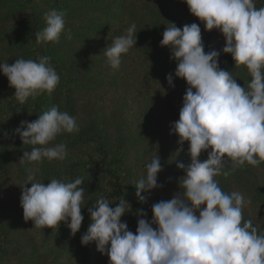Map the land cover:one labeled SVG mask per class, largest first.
Segmentation results:
<instances>
[{
    "label": "clouds",
    "instance_id": "1",
    "mask_svg": "<svg viewBox=\"0 0 264 264\" xmlns=\"http://www.w3.org/2000/svg\"><path fill=\"white\" fill-rule=\"evenodd\" d=\"M184 2L207 31L217 29L223 34V53L231 54L236 67L246 66L251 80L241 87L231 72L220 69L221 53L205 52L197 23L182 29L174 23L167 26L161 46L170 47V58L177 61L175 76L189 86L179 119L171 126L181 146L189 142L191 162L177 165L186 173L179 181L180 191L154 203L151 221L138 219L135 234L121 220L130 203L123 197L113 208V202L101 196L88 209L91 222L81 243L95 242L98 251L109 257V264H264V232L251 219H244L243 195L223 191L215 179L229 176L246 162L252 166L264 162V7L257 8L254 0ZM44 20L46 26L35 33L37 45L59 43L62 33L71 38L65 32L64 11L51 9ZM136 45V25L131 24L103 51L110 67L119 69L122 55ZM0 71L20 104L44 93L51 95L60 82L48 56L0 63ZM167 80L174 87L172 74ZM16 132L23 145L32 146L19 161L27 165L65 160L66 144L53 142L62 133L79 132V126L73 116L53 105L38 119L22 121ZM204 151L208 158L202 161ZM146 171L135 185L141 202L146 200L142 192L163 187L158 184L160 157L148 163ZM27 172L20 198L24 220L33 221L37 228H54L63 222L74 236L84 221L83 179L53 178L45 184L36 180L31 168Z\"/></svg>",
    "mask_w": 264,
    "mask_h": 264
},
{
    "label": "trees",
    "instance_id": "2",
    "mask_svg": "<svg viewBox=\"0 0 264 264\" xmlns=\"http://www.w3.org/2000/svg\"><path fill=\"white\" fill-rule=\"evenodd\" d=\"M254 2L257 8L264 7V0ZM51 9L66 13L65 32H70L71 38L62 33L59 43L37 45L35 33L46 26L44 15ZM171 23L181 29L186 25L165 0H0V63L48 56L60 76L51 95L44 93L20 104L15 89L0 71V264H109V257L98 251L95 242L81 243L91 222L88 209L101 196L112 201L113 208L123 197L130 203L121 220L134 234L138 219L151 221L152 204L136 196L138 176L128 167L132 150L145 140L149 126L145 130L138 126L140 133L134 137L123 106L109 110L104 103L106 92L101 84L107 82L114 94L131 90L133 104L148 111L142 116H151L145 120L148 124L153 125L158 117V122L171 128L179 119L189 87L186 80L175 76L177 61L170 58V47L161 46L163 32ZM131 24L136 25L137 45L122 55L119 69H112L103 51ZM203 43L206 53H221L220 69L231 72L241 87L247 86L251 76L246 66L236 67L231 54ZM169 74L174 87L167 80ZM53 105L73 116L79 126V132L62 133L53 142L65 143L68 156L63 161L19 163L23 152L32 146L23 145L16 129L22 121L38 119ZM188 148L189 142L180 145L181 154L166 167L170 169L165 171L164 192L171 188V178L172 182L177 179L180 188L183 176L177 165L182 161L179 156H189ZM203 156L208 157V152H202L200 158ZM34 165L39 168L38 181L45 184L53 178L65 182L83 179L84 221L74 236L63 222L54 228H37L33 221L24 220L21 186L27 169L33 172ZM263 177L264 162L258 166L246 162L229 176L221 175V184L226 192L231 187L230 191L248 192L260 201L264 200Z\"/></svg>",
    "mask_w": 264,
    "mask_h": 264
},
{
    "label": "rangeland",
    "instance_id": "3",
    "mask_svg": "<svg viewBox=\"0 0 264 264\" xmlns=\"http://www.w3.org/2000/svg\"><path fill=\"white\" fill-rule=\"evenodd\" d=\"M168 5H170L174 10L177 11L179 18L184 20L186 24L197 23L201 27L202 32V40L206 43L214 45L215 47L223 50L226 45V39L223 34L217 30L213 29L212 31H207L205 29L204 23L199 20V18L195 17L190 13V10L184 0H165ZM136 75V74H135ZM101 88L106 92L104 96V103L108 106L109 110H114L115 106H123V110L125 111L127 121L130 125L131 132L134 137L140 133L141 130H145L147 126L146 137L142 142L134 150L130 155V159L128 160V167L137 174L138 180L139 178H143L146 176L147 171L146 165L150 163L154 158L161 159L162 171L158 174V184H164L165 180V171L170 168H166L171 166L175 160V155L181 154L180 145L178 143V135L172 133V128H166L165 125L161 122H158L157 119L154 120L153 125L148 124L146 121L151 120V116H142V114H146L148 111H143L142 108L133 104L132 99L133 95L131 90H127L126 93L117 92L114 94L112 90L108 88V83L104 82L101 84ZM146 120V121H145ZM138 126H140L138 128ZM139 129V131H138ZM160 152L163 154H160ZM208 157L203 156L200 158L202 161L206 160ZM181 163L188 164L191 162L190 156H179V160ZM179 172H181V176H185L186 173L178 168ZM33 173L35 175L36 180L39 179V168L37 165L33 166ZM169 177V176H168ZM172 179V178H171ZM169 179L172 186L168 190V192H164L163 187L157 188L149 192H143L146 197V201L149 204H154L162 200H168L173 197V195L180 191V188L177 186V179L173 181ZM219 182V186L222 188L221 184V175L215 178ZM262 182V186L264 188V177L260 179ZM229 192L231 193L233 190ZM177 191V192H175ZM224 191V190H223ZM226 192V191H225ZM246 204L243 208V216L245 218H250L257 223V227L261 232H264V200H254V197L250 195L248 192L242 193ZM250 201V203H247Z\"/></svg>",
    "mask_w": 264,
    "mask_h": 264
}]
</instances>
